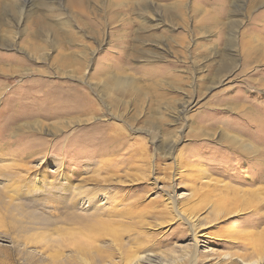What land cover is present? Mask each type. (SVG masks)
<instances>
[{"label":"rangeland","instance_id":"374dc122","mask_svg":"<svg viewBox=\"0 0 264 264\" xmlns=\"http://www.w3.org/2000/svg\"><path fill=\"white\" fill-rule=\"evenodd\" d=\"M217 181L260 204L194 261L175 212H121L211 216ZM235 229L264 232V0H0V264H264ZM152 232L172 234L138 249Z\"/></svg>","mask_w":264,"mask_h":264},{"label":"bare ground","instance_id":"6f19581e","mask_svg":"<svg viewBox=\"0 0 264 264\" xmlns=\"http://www.w3.org/2000/svg\"><path fill=\"white\" fill-rule=\"evenodd\" d=\"M113 132V131H112ZM237 144L239 142H236ZM236 144V145H237ZM238 146H241L242 149H244L247 144H242V143H239ZM252 147V146H251ZM250 146H247V148H251ZM252 149V148H251ZM243 151V150H242ZM144 152V151H143ZM170 153V152H168ZM135 160V159H134ZM144 163V162H143ZM159 167V166H158ZM142 168V167H141ZM147 168V167H146ZM144 169V168H142ZM141 169V170H142ZM199 172L195 175H192L193 176H200V175H205V171L200 168L198 170ZM133 175V174H132ZM133 177V176H132ZM154 178V177H153ZM220 181H217L215 182V184L213 185H206V186H209V193L212 198L213 195H217L218 198L217 200H214V201H211L212 202V206H211V210H210V213L209 215L211 216H202L200 214H198L200 211H201V206L200 204H198V198L197 200H193V199H188V202L187 203H183V204H180L179 202H176L174 200V197L171 196L170 198L172 199V201H170V204L172 205L171 208L170 207H166V208H160V202L159 200L158 201H153L151 202L150 204H147L146 206H139L138 203L136 206L132 205L130 207H127L125 206L123 209H121V212L122 214H131V212H138L140 214V216H148V217H153V218H164L165 216H167L168 213H170V211L172 212H175L173 214H175L172 219L174 220H179V221H183V223H187L189 224L188 225V230H190V234L189 235H193L194 238H195V247L194 249L192 250L193 253L192 254H189L187 253L186 255L189 256V259L191 261H194L196 259V256H197V246H199V242L200 240H198L199 236H206L208 237L209 235L207 233H199L200 230H202L204 227H207L208 225H211L213 224L215 221L225 217H232V216H240V215H244L245 213H247L245 210L246 208L244 206H247L249 207L250 205H254L256 206L255 204H260L258 198L260 196H258L255 192H252L250 193L249 191H244L245 193H241L240 190H238L237 188L235 187H230V186H227L224 188V190L226 191V194H228L230 196V199H225V197L223 195H221L222 193H220L221 191H219L217 194H214V191H218L220 190V188L217 186V184H219ZM156 184V183H155ZM214 186V187H212ZM174 187V186H173ZM231 189L233 192H231ZM92 190V189H91ZM223 191V189H221ZM230 191V192H229ZM85 193V192H84ZM98 193V192H97ZM234 193V194H233ZM92 195V194H91ZM126 195V194H125ZM201 195V194H200ZM203 195V194H202ZM221 195V196H220ZM90 196V195H89ZM207 196V195H206ZM226 196V195H225ZM122 197V196H121ZM125 197V196H123ZM203 197V196H202ZM208 197V196H207ZM95 198V197H94ZM113 199V197H111ZM221 198H223L224 200H222ZM89 199V198H88ZM97 199V198H96ZM126 199V198H125ZM87 200V199H86ZM92 200H94L92 198ZM122 200V199H121ZM123 201V200H122ZM135 203V202H134ZM89 204V203H88ZM118 206V205H117ZM259 206V205H258ZM258 206H256V210H258ZM244 207V208H243ZM115 208V207H114ZM117 209V208H115ZM108 211V210H107ZM116 214L120 213V211H115ZM113 214V213H112ZM121 214V213H120ZM172 214V213H171ZM129 218V217H128ZM182 224V223H181ZM184 225V224H183ZM185 226V225H184ZM99 228H102L101 226ZM180 228V227H179ZM85 229V228H84ZM104 229V228H102ZM127 229V228H126ZM125 230V229H124ZM126 231V230H125ZM75 234H72V236L74 237V240H75V243L77 241H79L80 239V235H79V239H77L75 236H77V232H74ZM97 233V232H96ZM91 234V233H90ZM89 234V235H90ZM113 234V238H118L117 236H119V233L116 232L114 230V232L112 233ZM172 233H170L171 235ZM88 235V234H87ZM93 235V234H92ZM91 235V236H92ZM170 235H167L165 234V237L163 238H159L158 236H156V234H154L153 232L149 235V236H145L143 237L144 235H142L141 238H138L139 240H135V243H137L139 246H137V248L139 249L142 244H144L145 248H147V245H148V242L151 243L153 245H155L154 249L159 247L161 248L162 244H164L166 241H168V239L170 238ZM227 235H229V239L230 240H233L236 244H251V246L253 247V252H259L258 251V245L263 242V240H261V238L264 237V232L261 234H255L254 231H248L247 229H238L235 231H230L227 233ZM236 235H238V238L236 237ZM78 237V236H77ZM93 237V236H92ZM96 237V236H94ZM161 237V236H160ZM112 238V239H113ZM115 239V240H116ZM228 239V240H229ZM82 240V239H81ZM114 240V241H115ZM201 241H204V240H201ZM81 242V241H80ZM133 242V241H132ZM77 245V244H76ZM81 245V243L79 244ZM166 245V244H165ZM168 245V244H167ZM171 247V246H170ZM262 246H260L259 248H261ZM142 248V247H141ZM158 248V249H159ZM166 249V248H165ZM172 249V248H171ZM170 248H168V251L165 250V254L166 255H169L171 254L173 251H171ZM212 249V248H211ZM211 249L207 250V251H211ZM79 250V249H78ZM111 250V249H109ZM163 251V250H162ZM130 253V252H129ZM128 253V254H129ZM148 255V256H147ZM146 257H145V260L151 264H175L173 263L174 261H170V260H166V259H163V260H157L154 258L153 254H147ZM197 260V259H196ZM178 263V262H177ZM193 263V262H192ZM195 264V262L193 263Z\"/></svg>","mask_w":264,"mask_h":264}]
</instances>
